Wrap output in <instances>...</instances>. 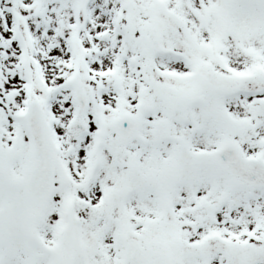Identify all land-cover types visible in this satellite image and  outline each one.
<instances>
[{
    "label": "snow or ice",
    "instance_id": "obj_1",
    "mask_svg": "<svg viewBox=\"0 0 264 264\" xmlns=\"http://www.w3.org/2000/svg\"><path fill=\"white\" fill-rule=\"evenodd\" d=\"M0 264H264V0H0Z\"/></svg>",
    "mask_w": 264,
    "mask_h": 264
}]
</instances>
